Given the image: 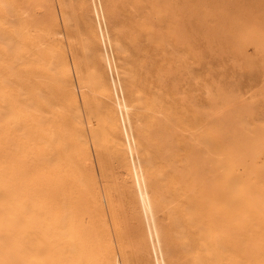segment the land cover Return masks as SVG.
Wrapping results in <instances>:
<instances>
[{"label": "bare ground", "instance_id": "obj_1", "mask_svg": "<svg viewBox=\"0 0 264 264\" xmlns=\"http://www.w3.org/2000/svg\"><path fill=\"white\" fill-rule=\"evenodd\" d=\"M115 9L0 0V264H264V119L220 87L181 120Z\"/></svg>", "mask_w": 264, "mask_h": 264}, {"label": "rangeland", "instance_id": "obj_2", "mask_svg": "<svg viewBox=\"0 0 264 264\" xmlns=\"http://www.w3.org/2000/svg\"><path fill=\"white\" fill-rule=\"evenodd\" d=\"M111 1L117 11V23L121 26L125 24L123 27L124 33L131 35V37L135 36L138 44L146 49L143 53H148V55H142L151 57L145 59L142 68L143 73L148 78L153 77L151 79L156 80L154 84L158 85L163 90L160 93L165 95V98L167 97L166 106L173 104V110L176 111L178 117H181V120L184 115H186V118L189 115V118L192 119L194 117L192 113L196 114L195 117L201 116V110L203 112L204 110L208 111L209 108L217 104L219 108L220 106L222 108L223 104H229L225 103L228 101L225 99V95L228 94L227 96L232 95L231 97H234L237 93L235 97L239 98L238 101H241L240 98H242V101L245 100L252 106L254 115L251 113L249 120H256H251V123L261 124L263 122L264 95L261 93H264V20L261 13L262 7L259 6V2L256 3L258 0H254L256 3L253 2L254 5H252L251 0H109V2ZM120 3L121 5H119ZM177 29H180L182 34V38H178L179 41L176 38L177 36H174ZM251 30H255L254 33L251 32L253 34L252 39L256 42H262V44L258 43L257 45L252 40L247 45L240 46L242 35ZM187 64L188 66H186ZM184 67L189 68L190 71L188 70V72ZM167 72H170V74H166ZM172 72H175L176 76ZM159 74L163 80L165 79L162 80L161 84L159 82L160 78H158ZM165 76L168 78L166 79ZM175 80L178 83L176 86H174L176 82L172 84ZM164 82L165 84H163ZM203 85H209L210 87H206L210 91L208 92ZM218 85L219 88H217ZM232 85L235 88H232ZM173 87H178V89ZM182 88L184 89L182 90ZM219 89L225 97H220L219 93L221 94V92ZM231 89H233V93ZM176 90H180V92ZM205 90L208 94L212 91V95L209 96L212 97L215 94L213 98L217 102H214L211 97V101H208L209 97L206 95L207 92L205 94ZM217 90L218 94H216ZM239 90L240 92H238ZM228 91L231 93L229 94ZM216 96H218L217 99ZM182 97L185 98L181 99ZM188 99L192 104L188 103ZM223 99L226 101L223 102ZM220 102L223 104L220 105ZM182 106L185 107V110ZM228 106L224 108H228ZM186 109H188L187 112ZM197 109L200 110L199 114ZM252 115L255 117H252ZM178 135L180 137L181 133H178ZM180 140L184 141V137L181 136ZM183 141H179L177 147L180 148L176 147L175 149L176 158L179 161H182L185 155L189 154L188 150L192 149L190 139L187 143Z\"/></svg>", "mask_w": 264, "mask_h": 264}]
</instances>
